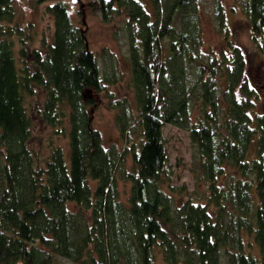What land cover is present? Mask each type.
<instances>
[{
	"label": "trees",
	"instance_id": "obj_1",
	"mask_svg": "<svg viewBox=\"0 0 264 264\" xmlns=\"http://www.w3.org/2000/svg\"><path fill=\"white\" fill-rule=\"evenodd\" d=\"M216 1L218 55L200 51L199 0H89L128 43L133 100L111 106L119 148L92 126L86 94L117 80L67 3L37 0L51 22L37 47L0 0V264H264V105ZM234 5L264 58V0ZM165 124L188 132L191 192L170 184Z\"/></svg>",
	"mask_w": 264,
	"mask_h": 264
},
{
	"label": "rangeland",
	"instance_id": "obj_2",
	"mask_svg": "<svg viewBox=\"0 0 264 264\" xmlns=\"http://www.w3.org/2000/svg\"><path fill=\"white\" fill-rule=\"evenodd\" d=\"M15 15L23 25L31 26L29 31L33 37V45L39 46V38L47 34L51 26L50 18L43 13V4L37 5V0H14ZM52 1V0H50ZM54 1V0H53ZM68 5L70 17L79 27L86 29L87 47L96 55L99 72L101 76H106L117 81H106L105 89L99 95L91 92L86 94L94 98V106L88 108L92 118V126L98 129L106 145L112 143L121 147V138L114 121V111L111 106L118 101L127 102L133 100L134 92L129 75L128 43L122 23L118 19L110 22H103L98 15L92 14L88 9L89 0H64ZM200 1V22H201V45L200 51L207 53L210 49L215 55L224 48V30L220 27V22L215 17L216 0ZM223 1V0H222ZM225 2V23L228 27L226 38L233 45L241 48L246 68L245 76L250 85L256 90L258 104L264 105V58L256 50L251 41V32L239 12L236 9L234 0H224ZM224 4V3H223ZM229 5L235 6L234 12H229ZM118 20V21H116ZM48 36V35H46ZM164 45L166 40H164ZM203 58H206L204 56ZM40 99L39 94L33 99ZM45 127L40 123H35L34 135L37 139L38 134L46 133ZM164 148L166 150L169 163L173 168L171 176V186L184 187L188 192L193 190L194 179L191 174L193 167L192 146L188 132L175 126L165 124L162 127ZM39 139V138H38ZM59 144L63 140H58ZM36 145L35 143H33ZM130 159H127V165ZM120 188L124 189V183H119ZM58 264H69L68 261L60 260Z\"/></svg>",
	"mask_w": 264,
	"mask_h": 264
}]
</instances>
